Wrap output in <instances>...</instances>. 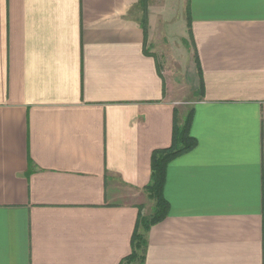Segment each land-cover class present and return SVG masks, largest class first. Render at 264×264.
<instances>
[{
  "label": "crops",
  "instance_id": "1",
  "mask_svg": "<svg viewBox=\"0 0 264 264\" xmlns=\"http://www.w3.org/2000/svg\"><path fill=\"white\" fill-rule=\"evenodd\" d=\"M139 1L0 0V264L130 253L184 114L166 75L180 11L196 146L166 167L144 264H264V0H148L146 38Z\"/></svg>",
  "mask_w": 264,
  "mask_h": 264
},
{
  "label": "trees",
  "instance_id": "2",
  "mask_svg": "<svg viewBox=\"0 0 264 264\" xmlns=\"http://www.w3.org/2000/svg\"><path fill=\"white\" fill-rule=\"evenodd\" d=\"M147 1L141 0L142 18L140 25L144 32V37L147 36ZM187 19H188V12ZM188 32L192 38L191 27L188 20ZM197 56L195 53V61ZM197 63L198 75L200 78L199 64ZM201 88L195 94H201ZM177 111L175 110V113ZM193 118V108L191 105L187 106L182 118H178L177 113L174 117V127L172 132V140L168 147L155 149L151 156V174L150 180L145 187L147 198L153 202V208L149 215H143L141 208H139V215L136 220L134 233L131 239V251L120 262V264H144L146 249L148 245L147 235L154 224L162 220L169 210V204L166 201L163 188L166 176L167 165L175 158L190 151L196 146V140L190 135V125Z\"/></svg>",
  "mask_w": 264,
  "mask_h": 264
},
{
  "label": "rangeland",
  "instance_id": "3",
  "mask_svg": "<svg viewBox=\"0 0 264 264\" xmlns=\"http://www.w3.org/2000/svg\"><path fill=\"white\" fill-rule=\"evenodd\" d=\"M141 1V0H140ZM139 1V4L141 5ZM151 1V0H149ZM153 1H159V0H153ZM148 3V1H147ZM175 10L178 12L179 8H177L176 6H174ZM186 15V18H185ZM136 16L139 17L141 16V13L139 14L136 13ZM186 19V20H184ZM173 21H168L166 28H167V33L169 34L170 30L174 31V35L172 34L170 36L171 38V43L173 46V54L174 57L176 56L179 60V62L182 63L181 66H183V71L182 69H179V67H177L175 64H171L169 63V65L166 67V75L168 76V78L171 80L172 85L174 84V86L177 88V94L178 97L180 96V100L179 98L176 97V100L178 99L179 101H177V108L181 109L183 112L186 111L187 108V103H185L187 100L185 99V92H186V85H185V81L183 80V73H186L185 70V65H188V57H190L189 61L192 62L194 61V63L196 64L195 61V53H194V46L192 43V38L188 32V19H187V13H183V11L180 13H177L173 19ZM186 21V25H184V22ZM168 37V36H167ZM158 55V54H157ZM163 59V58H162ZM180 66V67H181ZM170 68V69H169ZM183 75V76H182ZM184 96V97H182ZM153 208V202L151 200H147L146 199V203L144 205V211L142 210L143 215H149L152 211Z\"/></svg>",
  "mask_w": 264,
  "mask_h": 264
}]
</instances>
